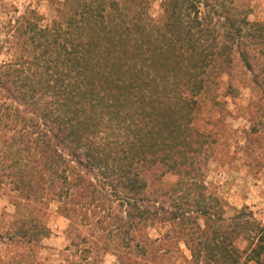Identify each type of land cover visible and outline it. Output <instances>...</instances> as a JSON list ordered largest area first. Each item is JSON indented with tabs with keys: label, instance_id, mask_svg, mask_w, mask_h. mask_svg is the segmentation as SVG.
<instances>
[{
	"label": "trees",
	"instance_id": "1",
	"mask_svg": "<svg viewBox=\"0 0 264 264\" xmlns=\"http://www.w3.org/2000/svg\"><path fill=\"white\" fill-rule=\"evenodd\" d=\"M165 1L153 32L138 39L130 19L142 14L124 2L77 0L80 11L40 29L34 62L0 66V186L22 202L16 242L49 235L40 213L51 199L70 221L63 264H102L107 254L119 264H170L181 241L189 264H264V227L244 211L226 218L208 194L200 154L211 143L194 127L198 98L236 56L264 104V21L227 0ZM216 142L212 135V155ZM166 172L176 183L149 193ZM159 222L169 231L153 239L148 227Z\"/></svg>",
	"mask_w": 264,
	"mask_h": 264
},
{
	"label": "rangeland",
	"instance_id": "2",
	"mask_svg": "<svg viewBox=\"0 0 264 264\" xmlns=\"http://www.w3.org/2000/svg\"><path fill=\"white\" fill-rule=\"evenodd\" d=\"M117 1L123 5L125 3L124 6L132 8L131 12L138 16L142 14L140 18L130 19V22L139 26L136 28L138 34H135L138 39H142L139 33H143L144 28H147V32H153L152 23L165 14V0ZM227 1L247 14L250 21H264V0ZM209 2L212 5V0ZM179 3L180 12L185 15L188 4ZM82 8L83 5H78L77 0H0V66L13 61L20 64L22 61L34 62L35 57L40 55L37 44L46 40L41 36L40 29L51 28ZM210 42L212 38L208 44ZM262 64L264 58L260 59L259 65ZM259 65L255 64V68H261ZM28 66L34 69L26 63L22 67L26 73H31ZM256 90L252 74L236 56L233 68L220 73L216 77V85L212 86L211 83L210 93L198 98L194 127L201 135L207 136L211 143L209 151L200 154L206 155L203 180L208 194L220 200L226 218L244 211L264 227V104L259 102L261 93ZM4 95L5 92L0 89V102L5 100ZM252 102L258 107L254 108ZM252 112L258 116L257 120H251ZM212 135L217 141L213 155ZM177 179V175L166 172L161 179L151 181L149 193L158 189L157 185L169 187ZM76 195L77 192L73 191L71 200L77 201L78 197L74 198ZM17 202L21 200L16 193L10 192L8 186H0V264H24V255L29 256L26 264L32 261L35 264H63L58 254L71 242L67 232L70 221L60 213L59 202L51 199L47 201L40 218L49 230V235L32 244L22 240L16 242L9 236L16 232L22 221L16 223L20 220L16 214ZM89 209L91 211L92 207ZM74 221L78 223L79 218ZM197 221L200 225L204 224L201 215L197 216ZM76 229L87 233L90 228L79 225ZM167 231L169 225L161 222L148 227L153 239L161 238ZM236 244L241 248L246 245L242 238ZM180 249V253L173 252L170 264H189L182 255L189 261L190 252L182 241ZM102 264L119 262L115 255L107 254L103 256Z\"/></svg>",
	"mask_w": 264,
	"mask_h": 264
}]
</instances>
